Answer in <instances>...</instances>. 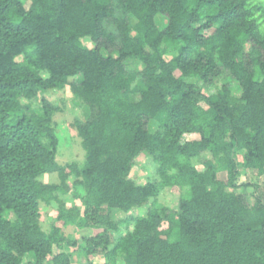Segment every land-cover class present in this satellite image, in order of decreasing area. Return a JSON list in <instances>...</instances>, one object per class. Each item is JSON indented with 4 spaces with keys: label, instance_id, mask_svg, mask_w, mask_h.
I'll return each mask as SVG.
<instances>
[{
    "label": "trees",
    "instance_id": "16d2710c",
    "mask_svg": "<svg viewBox=\"0 0 264 264\" xmlns=\"http://www.w3.org/2000/svg\"><path fill=\"white\" fill-rule=\"evenodd\" d=\"M67 88L81 164L57 158L47 94ZM250 171L264 178V0H0V264H264Z\"/></svg>",
    "mask_w": 264,
    "mask_h": 264
},
{
    "label": "rangeland",
    "instance_id": "374dc122",
    "mask_svg": "<svg viewBox=\"0 0 264 264\" xmlns=\"http://www.w3.org/2000/svg\"><path fill=\"white\" fill-rule=\"evenodd\" d=\"M157 23L159 25L166 24L167 18L159 17L157 18ZM84 44L87 46H91L89 39L83 40ZM215 89L214 87L210 86L206 92L210 93L213 92ZM239 94V93H238ZM47 96L54 101L55 103L61 104L63 106V110L55 115V119L58 122L57 126V134L60 138V145L58 149V156L60 163H70L72 161H77L78 163H82L84 159V152L80 145L79 138L77 137V132L75 127L73 126L74 116H78L81 119L87 117L85 112L76 106L72 100V95L70 90L67 88L65 90L59 91H50ZM63 100V104L61 103ZM197 137V135H189L187 136L188 139H192ZM153 173V166L150 164V158L146 155H140L136 160V165L134 166L131 177L139 184L146 183ZM221 178H224V173H220L219 175ZM45 180L48 181L49 179L45 177ZM51 181H54L55 178H50ZM264 178L258 177L254 174L253 171L244 174L240 181H247V182H256L261 184ZM81 190V188H79ZM250 189H248L249 191ZM169 196H166L165 201L167 203H171L175 205L177 203V199H174V196L171 195V190H166ZM56 203L52 205L42 208V221L44 224L47 225L52 219L53 214L56 210ZM145 208L138 209L135 213L144 214ZM67 233H71L72 229L68 228ZM94 264H102L104 262V254L101 253L96 255L93 260Z\"/></svg>",
    "mask_w": 264,
    "mask_h": 264
}]
</instances>
